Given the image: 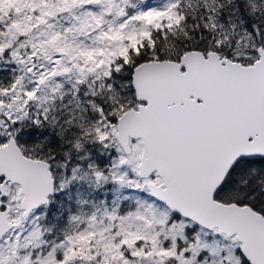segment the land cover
I'll return each instance as SVG.
<instances>
[{
	"label": "snow or ice",
	"instance_id": "6c2138e0",
	"mask_svg": "<svg viewBox=\"0 0 264 264\" xmlns=\"http://www.w3.org/2000/svg\"><path fill=\"white\" fill-rule=\"evenodd\" d=\"M0 264H264V0H0Z\"/></svg>",
	"mask_w": 264,
	"mask_h": 264
}]
</instances>
